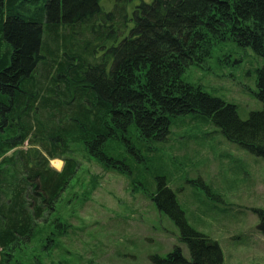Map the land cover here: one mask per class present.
Masks as SVG:
<instances>
[{
	"label": "trees",
	"instance_id": "1",
	"mask_svg": "<svg viewBox=\"0 0 264 264\" xmlns=\"http://www.w3.org/2000/svg\"><path fill=\"white\" fill-rule=\"evenodd\" d=\"M100 2L0 0V264L11 261L8 250L32 239L37 221L51 214L75 175V158L63 159L61 170L49 165L61 158L59 150L71 152L73 142L107 167L130 172L124 159L105 151L110 139L128 141L125 132L135 127L146 138L163 140L175 117L198 113L229 141L264 157V64L257 92L263 108L248 119L235 104L182 79L189 64L202 63L228 37L264 58V0L143 2L131 27L119 14V30L128 32L100 61H89L75 42L59 53L61 30L74 36L79 24L92 23L94 30L97 21L104 30L114 28L116 15L105 17ZM45 28L56 45L51 52ZM154 200L179 226L191 258L176 246L166 256L154 255L153 264L223 263L220 244L188 223L165 180ZM255 211L264 234V208ZM69 226L57 219L60 234Z\"/></svg>",
	"mask_w": 264,
	"mask_h": 264
},
{
	"label": "rangeland",
	"instance_id": "2",
	"mask_svg": "<svg viewBox=\"0 0 264 264\" xmlns=\"http://www.w3.org/2000/svg\"><path fill=\"white\" fill-rule=\"evenodd\" d=\"M152 1L101 0L105 17L116 15L114 28L104 30L97 21L94 30L92 23L79 24L74 36L61 30L58 52L75 42L89 61H100L128 32L119 30V14L131 27L137 7ZM44 39L48 52L56 50L47 28ZM263 64L251 47L228 37L202 63L189 64L182 79L235 104L239 116L248 119L263 108L257 96ZM125 134L128 141L110 139L105 151L124 159L130 172L107 167L79 142L50 159V167L61 170L63 159L75 158L77 171L51 214L37 221L32 239L7 251L12 254L8 264H153L154 255L166 256L176 246L190 259L179 226L154 200L162 180L175 192L188 223L220 244L222 264H264V234L255 211L264 208V157L229 141L211 118L198 113L175 117L163 140L146 138L135 127ZM29 147L26 142L24 148ZM54 160L63 163L56 167ZM57 219L70 225L63 234Z\"/></svg>",
	"mask_w": 264,
	"mask_h": 264
},
{
	"label": "bare ground",
	"instance_id": "3",
	"mask_svg": "<svg viewBox=\"0 0 264 264\" xmlns=\"http://www.w3.org/2000/svg\"><path fill=\"white\" fill-rule=\"evenodd\" d=\"M53 164H54V166H56V167H60V166H61V162H59L58 160H54V161H53Z\"/></svg>",
	"mask_w": 264,
	"mask_h": 264
},
{
	"label": "crops",
	"instance_id": "4",
	"mask_svg": "<svg viewBox=\"0 0 264 264\" xmlns=\"http://www.w3.org/2000/svg\"><path fill=\"white\" fill-rule=\"evenodd\" d=\"M63 163V161H61Z\"/></svg>",
	"mask_w": 264,
	"mask_h": 264
}]
</instances>
